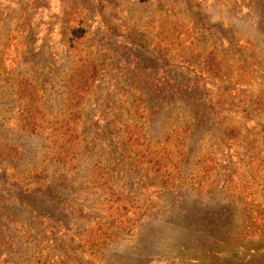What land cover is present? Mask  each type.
<instances>
[{"label":"rangeland","instance_id":"rangeland-1","mask_svg":"<svg viewBox=\"0 0 264 264\" xmlns=\"http://www.w3.org/2000/svg\"><path fill=\"white\" fill-rule=\"evenodd\" d=\"M0 148V264L264 261V0H0Z\"/></svg>","mask_w":264,"mask_h":264},{"label":"trees","instance_id":"trees-1","mask_svg":"<svg viewBox=\"0 0 264 264\" xmlns=\"http://www.w3.org/2000/svg\"><path fill=\"white\" fill-rule=\"evenodd\" d=\"M99 3H101V0L99 1ZM102 2H106L109 3V0H102ZM114 58H116V56H114ZM132 58V60H131ZM141 59L139 58V56H137V54H133L131 57H129L128 61L126 64H128V67L133 66L134 71L138 70L139 65H140ZM129 72H131L130 70L126 73L128 74ZM159 82V81H158ZM157 81H151L150 86L148 85L149 88V92H171V85H166V86H162V85H158ZM176 88H174L173 90H175ZM177 90V89H176ZM174 92V91H173ZM2 149V148H0ZM2 243H9L7 240H2ZM0 242V245H1ZM61 245V244H60ZM222 262L219 261H213V262H208V263H204V264H221ZM247 264H264V261H262V259H258V257H255L254 259L252 258L249 262H247Z\"/></svg>","mask_w":264,"mask_h":264}]
</instances>
